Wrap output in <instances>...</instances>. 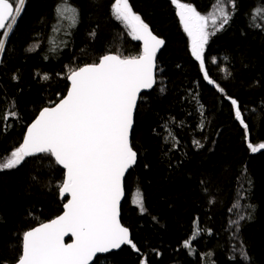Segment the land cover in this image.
Masks as SVG:
<instances>
[{
    "label": "trees",
    "instance_id": "obj_1",
    "mask_svg": "<svg viewBox=\"0 0 264 264\" xmlns=\"http://www.w3.org/2000/svg\"><path fill=\"white\" fill-rule=\"evenodd\" d=\"M64 2L26 0L13 30L0 36L6 40L0 54V116L6 117L0 120V157L19 147L40 110L66 96L72 71L106 54L142 53L113 15L115 0H66L76 17L71 11L58 15ZM180 2L201 15L218 16L220 7L230 13L204 51L213 83L191 55L172 0H128L165 41L156 86L137 107L132 146L138 162L126 177L121 210L140 253L124 247L95 264H141L142 257L147 264H264V149L248 148L264 143V15L253 20L264 0ZM229 98L238 102L247 136ZM166 127L176 149L166 142ZM63 173L42 155L0 171V264H15L25 231L62 213ZM140 194L143 210L135 203ZM194 228L198 235L185 247Z\"/></svg>",
    "mask_w": 264,
    "mask_h": 264
},
{
    "label": "snow or ice",
    "instance_id": "obj_2",
    "mask_svg": "<svg viewBox=\"0 0 264 264\" xmlns=\"http://www.w3.org/2000/svg\"><path fill=\"white\" fill-rule=\"evenodd\" d=\"M25 3L26 0H0V30H5L0 36L10 34ZM172 3L190 37L191 55L199 61L204 78L213 83L205 70L204 59L205 45L209 35L214 34L207 31L209 17L180 0H172ZM112 9L115 18L127 26L132 37L143 41L142 53L130 58L106 54L98 62L72 71L67 77L70 81L67 95L40 110L19 147L0 157V171L15 169L26 158L38 154L47 157L50 165L66 170L58 186L59 193L61 197L65 193L71 197L63 204L61 215L23 233L21 252L15 264H90L97 254L108 253L122 245L140 253L130 238L129 229L120 222L119 205L124 195L125 173L137 160V152L130 142L133 113L141 90L150 89L154 83L156 53L165 42L153 35L148 25L132 11L128 0H115ZM68 11L78 16L77 9L65 0L57 12L63 15ZM262 15L264 8L255 9L253 20ZM229 18L230 13L220 7L219 15H213L211 23L215 26L219 19V27L223 28ZM5 50L6 40L0 38V54ZM43 79H48L47 75ZM231 104L247 136L248 126L238 102L231 99ZM8 115L14 117L16 113L12 111ZM5 118L0 116V120ZM194 143L199 144V141ZM248 148L255 153L264 149V143L258 146L249 143ZM135 203L143 210L142 194ZM233 223L238 230V222ZM69 233L73 242L65 244L64 238ZM197 235L194 228L193 236L184 241V246L190 247ZM242 258L247 259L246 252L242 253ZM141 264H147L146 257L141 258Z\"/></svg>",
    "mask_w": 264,
    "mask_h": 264
},
{
    "label": "water",
    "instance_id": "obj_3",
    "mask_svg": "<svg viewBox=\"0 0 264 264\" xmlns=\"http://www.w3.org/2000/svg\"><path fill=\"white\" fill-rule=\"evenodd\" d=\"M7 23V22H6ZM149 30L151 31V29L149 28ZM3 31H5V30H0V33H2ZM152 32V31H151ZM153 33V32H152ZM153 35H155L154 33H153ZM156 36V35H155ZM159 38V37H158ZM161 39V38H160ZM139 42H140V44H141V48H142V50H143V41L142 40H138ZM165 42V41H164ZM164 46H165V43L158 49V51H157V53H156V58H155V64H156V67H155V69H154V83H153V85H152V87L150 88V89H142L141 90V92L139 93V97L141 98V96L143 95V94H145V93H149V92H151L154 88H155V86H156V82H157V59H158V56L161 54V52L163 51V48H164ZM68 83H69V87H70V81L68 80ZM67 95V94H66ZM140 98H138V101H137V106H136V108H135V110H134V113H133V126H132V129L130 130V142H131V144H132V134H133V130H134V126H135V117H136V111H137V107H138V104H139V101H140ZM31 125V124H30ZM26 133H27V130H26ZM26 133H25V135H26ZM36 156H41L40 154H38V155H36ZM34 157V156H33ZM137 162H138V154H137V160H136V163L125 173V176H124V179H123V188H124V195L122 196V198H121V201H120V205H119V212H120V216H119V219H120V222H121V224H122V221H121V210H122V204H123V202H124V200H125V197H126V190H125V180H126V177L128 176V174L131 172V170H133L135 167H136V165H137ZM64 172L66 171V170H64L63 168H62V166H59ZM62 198V200H64V201H66L65 203H67V200L68 199H70L71 197H70V194H68V193H65V195H64V197H61ZM62 212H63V210H62ZM62 214V213H61ZM60 214V215H61ZM47 223V222H46ZM123 225V224H122ZM40 226V225H39ZM39 226H37V227H39ZM124 226V225H123ZM130 231V230H129ZM130 238L132 239V236H131V232H130ZM73 239L74 238H72L71 237V234L69 233L67 236H65V238H64V242H65V244H68V243H72L73 242ZM124 247H130V246H128V245H122L121 246V248H119V249H113V250H111V251H109L108 253H102V254H97V256L96 257H94L93 258V260L92 261H90V264H95V262H96V260L98 259V258H102V257H105V256H107V255H109V254H111V253H114V252H119V251H121Z\"/></svg>",
    "mask_w": 264,
    "mask_h": 264
},
{
    "label": "rangeland",
    "instance_id": "obj_4",
    "mask_svg": "<svg viewBox=\"0 0 264 264\" xmlns=\"http://www.w3.org/2000/svg\"><path fill=\"white\" fill-rule=\"evenodd\" d=\"M177 13H178V10H177ZM113 15H114V13H113ZM177 15H178V14H177ZM203 16L209 17V20H208V27H207V31H208L209 33H215L218 29H220V27L217 26V23L219 22V19L217 20L216 25L213 26L212 23H211V17H212L213 15H211V16L203 15ZM216 16H217V14H216ZM178 18H179V16H178ZM118 21H119V20H118ZM179 21H180V19H179ZM119 22H120V23L126 28L127 31L130 32V30L127 28V26H126L123 22H121V21H119ZM180 24H181V26H182V28H183V25H182L181 22H180ZM183 30H184V29H183ZM185 33H186V32H185ZM186 35H187V33H186ZM211 36H212V34L209 35L208 42H209V39H210ZM187 37H188V39H189L190 47H191V40H190V37H189L188 35H187ZM206 46H207V44L205 45L204 51H205V49H206ZM164 136H165V138H166V142L172 147V149H176V148H177V141H176V139L174 138V136L172 135V133H171V131L169 130L168 127H166V128L164 129ZM261 150H263V149H261ZM261 150H259V151H261ZM257 152H258V151H257ZM99 264H107V261L103 260V261H101Z\"/></svg>",
    "mask_w": 264,
    "mask_h": 264
},
{
    "label": "flooded vegetation",
    "instance_id": "obj_5",
    "mask_svg": "<svg viewBox=\"0 0 264 264\" xmlns=\"http://www.w3.org/2000/svg\"><path fill=\"white\" fill-rule=\"evenodd\" d=\"M149 27V26H148ZM150 28V27H149ZM151 29V28H150ZM152 31V30H151ZM153 32V31H152ZM158 37V36H157Z\"/></svg>",
    "mask_w": 264,
    "mask_h": 264
}]
</instances>
